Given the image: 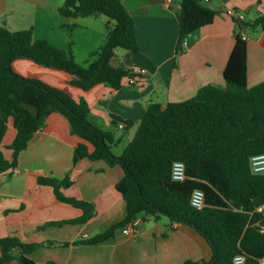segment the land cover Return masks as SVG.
<instances>
[{
	"label": "trees",
	"instance_id": "1",
	"mask_svg": "<svg viewBox=\"0 0 264 264\" xmlns=\"http://www.w3.org/2000/svg\"><path fill=\"white\" fill-rule=\"evenodd\" d=\"M59 11L71 18L106 16L105 42L81 64L71 49L36 39L33 29L14 31L0 25V174L18 166L35 133L51 113L59 112L68 118L72 133L83 139L74 149V165L89 158L123 169L116 187L126 201V216L106 231L75 243L99 244L140 216L143 221L167 216L173 223L194 228L212 249L211 259H188L183 264H233L240 253L246 255V264H260L264 212L258 207L264 204V174L253 171L251 159L264 153V82L248 84V45L243 33L245 27H264V15L254 23L235 17L236 43L224 70L225 85L210 83L187 100L149 104L134 138L117 155L114 133L90 120L88 101L76 99L71 88L89 93L101 84L121 89L126 81L142 80V75L114 62L118 48L140 49L136 22L121 0H65ZM217 13L201 0H181L178 47L191 33L213 23ZM18 59L65 72L64 85H51L39 74L20 73L14 66ZM11 120L17 133L7 146L11 151L7 157L3 141ZM178 160L186 164L187 177L181 181L172 176ZM38 183L52 186L59 200L83 211L79 217L47 225L84 223L95 216L93 202L63 193V187L73 184L69 175L40 176ZM197 188L206 195L203 208L191 203ZM38 246L13 235L0 237V261L35 264L30 254Z\"/></svg>",
	"mask_w": 264,
	"mask_h": 264
},
{
	"label": "crops",
	"instance_id": "2",
	"mask_svg": "<svg viewBox=\"0 0 264 264\" xmlns=\"http://www.w3.org/2000/svg\"><path fill=\"white\" fill-rule=\"evenodd\" d=\"M121 1L136 22L140 49L118 48L114 62L132 71L144 69L142 80L126 81L121 89L101 84L89 93L71 88L76 99L88 101L90 120L114 133V147L126 137L129 142L134 138L149 104L187 100L206 84H226L224 70L238 26L230 9L244 13L245 21L253 23L264 15V0H201L218 12L216 18L191 33L179 48L181 0ZM64 2L0 0V25L14 31L33 29L36 39L71 49L75 59L86 64L105 42L106 22L100 17H67L59 11ZM243 34L248 36V84L252 87L264 82V27H245ZM14 66L22 74H39L54 86H63L66 79L65 72L29 59H18ZM16 133L11 120L3 141L7 157L11 156L7 146ZM82 141L72 133L63 114L49 115L21 152L18 166L0 174V237L13 235L24 243L40 244L30 254L35 264H183L188 259H211L212 249L200 233L163 216L147 221L140 216L136 230L128 224L99 244L75 243L106 231L126 216V201L116 187L123 169L89 158L74 165V149ZM90 149H94L92 145ZM68 175L73 184L63 187V193L93 202L96 214L84 223L47 225L83 214L82 209L59 200L52 186L38 183L40 176L63 179ZM0 264L24 263L12 260Z\"/></svg>",
	"mask_w": 264,
	"mask_h": 264
},
{
	"label": "built area",
	"instance_id": "3",
	"mask_svg": "<svg viewBox=\"0 0 264 264\" xmlns=\"http://www.w3.org/2000/svg\"><path fill=\"white\" fill-rule=\"evenodd\" d=\"M229 13L232 14L234 17H237L241 20H245V14L239 11H236L235 9H230ZM243 38L245 40L248 39V36L246 34H243ZM133 72L136 74L144 75L145 70L139 67H135L133 69ZM251 165L252 169L257 174H264V153L257 154L252 157L251 159ZM172 176L175 180H185L186 175V164L183 161H175L173 164L172 169ZM191 203L193 206L197 208H203L206 204V195L204 190L197 188L193 191L191 195ZM258 211L264 212V204L260 205L258 207ZM139 220L137 219L134 223H130L129 227L135 228V226L138 224ZM261 231H264V226H262ZM247 258L244 253L237 254L234 257L233 264H246ZM260 264H264V257L260 259Z\"/></svg>",
	"mask_w": 264,
	"mask_h": 264
},
{
	"label": "rangeland",
	"instance_id": "4",
	"mask_svg": "<svg viewBox=\"0 0 264 264\" xmlns=\"http://www.w3.org/2000/svg\"><path fill=\"white\" fill-rule=\"evenodd\" d=\"M100 19H103V21H105V22L107 21V17L106 16H100ZM119 49H121V48H119ZM128 142H129V140L126 137V139L121 144H119L118 146H115L114 149H113L115 154H117V155L121 154ZM163 218L164 219H169L167 216H163Z\"/></svg>",
	"mask_w": 264,
	"mask_h": 264
}]
</instances>
